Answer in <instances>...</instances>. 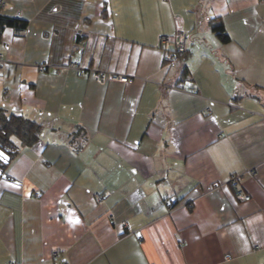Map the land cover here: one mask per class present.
I'll return each mask as SVG.
<instances>
[{
    "label": "crops",
    "instance_id": "crops-1",
    "mask_svg": "<svg viewBox=\"0 0 264 264\" xmlns=\"http://www.w3.org/2000/svg\"><path fill=\"white\" fill-rule=\"evenodd\" d=\"M0 14L27 22L0 38V109L42 126L0 176V264H264V0H0ZM176 32L188 53L166 65L159 38ZM247 170L241 201L228 180Z\"/></svg>",
    "mask_w": 264,
    "mask_h": 264
},
{
    "label": "trees",
    "instance_id": "trees-1",
    "mask_svg": "<svg viewBox=\"0 0 264 264\" xmlns=\"http://www.w3.org/2000/svg\"><path fill=\"white\" fill-rule=\"evenodd\" d=\"M210 23L211 31L221 43L226 44L230 42L231 38L225 26L218 18H213ZM26 27L27 22L25 20L0 14V38L5 28L25 29ZM187 53L188 51L177 59L184 57ZM182 75H187V69H183ZM41 129V124L20 113L8 112L3 108L0 109V152L8 157L6 164L3 162L5 160L4 157L0 160V170L2 173L9 161L21 148H31L39 143ZM76 129L77 131H81L82 128L78 127ZM82 135L84 137V134ZM82 144L77 148H81Z\"/></svg>",
    "mask_w": 264,
    "mask_h": 264
},
{
    "label": "built area",
    "instance_id": "built-area-1",
    "mask_svg": "<svg viewBox=\"0 0 264 264\" xmlns=\"http://www.w3.org/2000/svg\"><path fill=\"white\" fill-rule=\"evenodd\" d=\"M159 42L163 50V63H165L166 65L173 64L175 61H177V58L179 56L184 55L188 51L190 45L189 36L184 32H176L173 35L161 36L159 38ZM1 57L2 56L0 55V58ZM69 66L72 68H76V65L73 63H70ZM44 68L45 66L38 67L39 70H44ZM78 74L83 76L85 72L82 69H78ZM94 79L100 84H104L108 80L119 81L123 83L132 82V78H129L125 75L112 74L105 71L95 72ZM207 112H209V110L204 111L203 114H206ZM255 174L256 172L254 170H247L241 174H231V176L229 177L228 182L233 187L235 196L238 200L248 201L250 199V196L242 190L240 181L242 178H244V176H255ZM35 195L37 196V194ZM95 198L99 203L103 201L102 197L99 194H97ZM257 249L258 247L254 248V250ZM11 264L16 263L12 262Z\"/></svg>",
    "mask_w": 264,
    "mask_h": 264
},
{
    "label": "water",
    "instance_id": "water-1",
    "mask_svg": "<svg viewBox=\"0 0 264 264\" xmlns=\"http://www.w3.org/2000/svg\"><path fill=\"white\" fill-rule=\"evenodd\" d=\"M1 153V152H0ZM3 154V153H2ZM3 157L5 158V160L3 161L5 164L7 163V161H8V157L6 156V155H2V156H0V160H2L3 159ZM2 175V172H1V170H0V176Z\"/></svg>",
    "mask_w": 264,
    "mask_h": 264
},
{
    "label": "rangeland",
    "instance_id": "rangeland-1",
    "mask_svg": "<svg viewBox=\"0 0 264 264\" xmlns=\"http://www.w3.org/2000/svg\"><path fill=\"white\" fill-rule=\"evenodd\" d=\"M6 170H8L7 169V166L5 167V169H4L3 173H2V177L1 178H4L5 177V175H6L5 173L7 172Z\"/></svg>",
    "mask_w": 264,
    "mask_h": 264
},
{
    "label": "snow or ice",
    "instance_id": "snow-or-ice-1",
    "mask_svg": "<svg viewBox=\"0 0 264 264\" xmlns=\"http://www.w3.org/2000/svg\"><path fill=\"white\" fill-rule=\"evenodd\" d=\"M3 154L2 153H0V156H2Z\"/></svg>",
    "mask_w": 264,
    "mask_h": 264
}]
</instances>
